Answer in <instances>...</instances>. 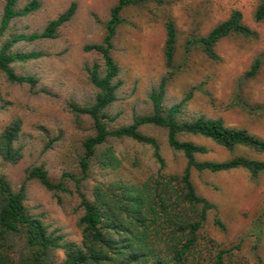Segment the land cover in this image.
<instances>
[{
    "label": "rangeland",
    "instance_id": "rangeland-1",
    "mask_svg": "<svg viewBox=\"0 0 264 264\" xmlns=\"http://www.w3.org/2000/svg\"><path fill=\"white\" fill-rule=\"evenodd\" d=\"M29 0H17L16 7ZM76 3L73 16L62 24L53 38L20 40L13 51H40L38 58L15 62L13 69L19 74H31L37 83L9 82L0 71V132L13 119H21V130L15 144L22 157L15 163L0 156V175L13 190L24 184V204L29 213L39 217L61 241H81L78 218L82 213L74 181L65 179L68 191H50L35 178L26 179L32 166L43 165L49 177L57 181L64 172L81 176L79 158L82 141L94 134L92 120L87 115L75 116L68 104L93 101L95 87L89 81L85 66L102 65L101 55L86 50L85 45L99 43L105 35V23L110 8L117 0H38L33 12L14 17L0 35V45L12 34H29L43 29L45 24ZM260 0H171L163 5L148 3L128 6L121 12L122 23L112 38L111 55L119 72L116 80V100L106 109L112 117L109 128L131 122L133 116L151 111L149 94L160 79L168 75L164 61L165 26L170 18L177 29L174 54V72L165 85L163 105L170 106L189 97L181 106L180 119L196 116L221 118L227 126L245 128L264 139V112L250 111L233 104L237 98L251 106L264 105V20L255 21L253 12ZM4 0H0V16ZM239 10L242 21L254 35H229L215 46L219 60L208 58L197 45L187 40L206 35L220 21ZM261 57L258 72L251 78L240 79L253 60ZM141 130L157 138L164 158L166 172H180L185 165L181 153L171 150L166 142V131L158 126H143ZM180 138L203 143L210 152L199 159H224L242 154L264 161V152L246 147L225 150L211 140L198 135ZM114 148L121 164L117 168H101L96 157L90 160L87 176L80 188L91 195L98 181L122 179L140 182L158 170L159 164L148 145L130 138L109 137L97 147V155L104 146ZM191 180L197 193L217 206V214L225 224L220 230L213 222L214 211L208 215L206 234L222 248L230 250L227 264H254L257 258L264 262V171L256 176L243 168L222 172H199L191 169ZM14 255L24 251L23 242L11 240ZM64 257L61 248L51 250L49 260L58 264Z\"/></svg>",
    "mask_w": 264,
    "mask_h": 264
},
{
    "label": "trees",
    "instance_id": "trees-1",
    "mask_svg": "<svg viewBox=\"0 0 264 264\" xmlns=\"http://www.w3.org/2000/svg\"><path fill=\"white\" fill-rule=\"evenodd\" d=\"M171 0H117L110 8L105 23V35L101 42L85 45L86 50L98 52L102 65L93 63L85 66L89 81L95 87L92 102L77 104L70 102L68 107L75 115L91 118L94 134L82 141V155L79 158L81 176L64 172L53 181L43 165L32 166L26 172V179H37L50 191H68L65 179L74 181L82 213L78 218L81 241H61L60 235L50 232L43 221L29 213L25 200L24 184L13 190L0 175V264H54L49 260L52 249L61 248L64 257L58 264H227L231 252L205 232L208 215L213 210L212 222L220 230L225 224L217 214V206L197 193L191 180V169L199 172H222L237 168L247 170L253 176L264 171V161L242 154L224 159H199V155L210 152L203 143L180 138L183 135H198L211 140L217 146L232 151L236 147H246L264 152V139L250 133L245 128L227 126L221 118L196 116L180 119L181 106L189 97L170 106L163 105L166 81L174 72V54L177 29L172 19L164 22L165 43L164 61L168 75L161 77L158 86L149 94L151 111L133 116L130 123L109 128L112 117L106 109L116 100V80L119 68L111 55L112 38L122 23L121 12L128 6H143L148 3L163 5ZM17 0H4L0 16V35L10 21L17 16L27 15L39 7L38 0H29L16 7ZM76 3L71 1L66 9L50 19L43 29L29 34H12L0 45V71L9 82L27 84L30 88L37 83L31 74L17 73L12 64L26 62L42 55V52L13 51L12 45L20 40L31 41L37 38H53L57 29L74 14ZM255 21L264 20V0H260L253 12ZM229 35L251 37L254 31L242 21L239 10H233L229 17L213 26L206 35L187 40L189 45H197L211 60H219L216 44ZM261 64L257 56L240 79L253 77ZM250 111H263L264 105L251 106L240 98L233 103ZM21 119L15 118L0 132V156L4 161L15 163L22 157V151L15 144L20 130ZM143 126H158L166 131L168 147L181 153L185 165L180 172H166L160 144L156 137L141 130ZM109 137L130 138L148 145L152 156L159 164L158 170L140 182L122 179L98 181L87 196L80 188L87 176L90 160L98 159L101 168H117L121 158L110 145L104 146L97 155L96 149ZM18 237L23 242L24 251L14 255L11 240ZM254 264H264L257 258Z\"/></svg>",
    "mask_w": 264,
    "mask_h": 264
}]
</instances>
